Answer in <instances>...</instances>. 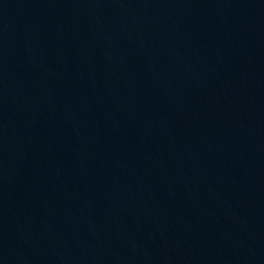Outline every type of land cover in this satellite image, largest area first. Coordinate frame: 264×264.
I'll use <instances>...</instances> for the list:
<instances>
[{"label":"water","instance_id":"water-1","mask_svg":"<svg viewBox=\"0 0 264 264\" xmlns=\"http://www.w3.org/2000/svg\"><path fill=\"white\" fill-rule=\"evenodd\" d=\"M0 264H264V0H0Z\"/></svg>","mask_w":264,"mask_h":264}]
</instances>
